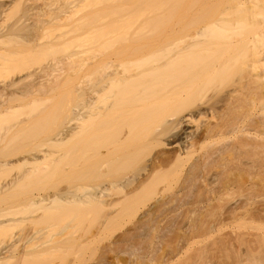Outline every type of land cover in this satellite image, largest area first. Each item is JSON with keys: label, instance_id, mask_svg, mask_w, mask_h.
I'll use <instances>...</instances> for the list:
<instances>
[{"label": "bare ground", "instance_id": "6f19581e", "mask_svg": "<svg viewBox=\"0 0 264 264\" xmlns=\"http://www.w3.org/2000/svg\"><path fill=\"white\" fill-rule=\"evenodd\" d=\"M66 1L52 10L74 14L79 4ZM188 1L180 0L179 5L178 0H105L109 7L96 18L107 17L108 28L96 32L88 28L89 36L83 38L89 37L88 48L78 43L82 49L73 53L74 115L45 143L50 148L67 146L66 151L41 148L42 143L27 157L0 160V168L28 165L0 182V203L44 181L64 160V164L74 163L79 173L72 187L33 193L20 203L0 207V235L17 224L34 227L45 219L42 213L56 206L64 210L62 220L69 225L63 221L66 227L61 226V231L65 232L55 235L58 238L50 222L40 242H28L29 236L2 240L0 264H38L45 256L43 260H52L53 254L58 257L57 252L64 255V250L71 252L74 247L75 254L81 244L92 242L118 220L132 226L120 241L110 242L116 245L108 243L111 251L105 248V252L118 246L126 256L124 264H264V206L256 204L262 198L264 205V48L256 49L264 44V8L259 7L264 2L251 0L252 8L238 7L233 18L214 17L217 11L209 0ZM53 2L58 5L57 0ZM196 3L202 5L199 13L192 10ZM181 5L191 15L177 27L183 17ZM255 6L260 9L254 11ZM35 9V20L29 25H42L45 9ZM48 10L46 14L52 12ZM254 14L263 17L261 21ZM87 18L81 17L84 24L79 18L80 26H74L76 22L73 26L86 28ZM17 24L0 35L1 45L22 31ZM38 37L26 40L31 46L28 51L42 56L56 45L54 38L43 43L44 36ZM5 53H0V74L12 76L8 84L0 85V121L10 114L17 122H1L0 144L5 131L22 128L24 123L9 113L15 112L9 102L22 97L37 108L46 95L37 102L35 94L53 90L62 77L59 62L37 67H28V62L25 67L20 59L26 58ZM36 74L37 79L30 78ZM23 80L32 84L24 85ZM41 124L43 118L31 127L25 121L27 128L14 130V137L33 136ZM52 163L54 169L49 167ZM172 212L178 214L177 223L168 217ZM73 219L79 221H75L77 227ZM92 221L94 231L80 225ZM163 225L174 230L165 231ZM140 229L145 230L141 236ZM136 235L143 236L144 246L133 241ZM49 259L43 263L49 264Z\"/></svg>", "mask_w": 264, "mask_h": 264}, {"label": "rangeland", "instance_id": "374dc122", "mask_svg": "<svg viewBox=\"0 0 264 264\" xmlns=\"http://www.w3.org/2000/svg\"><path fill=\"white\" fill-rule=\"evenodd\" d=\"M53 1H56V0H0V35L4 34L8 30H10V28L17 23H19V24H17L18 29H21L20 23H22V22L26 23V24L23 23V25H25V27H26L27 25H29V23L31 24V22H33L32 21L33 19L35 20V18H34L35 15H33V13L35 12L34 11L35 8L38 9V7H40V8L45 9V13L41 17L42 18L41 22H43V23L40 22L44 27H42V25H40L38 23L40 25V29H38L39 25L36 24V25H38V26H36L34 23H32L33 25H29L30 28L26 29L29 26H27L25 28L22 25L25 30L21 29L22 31L18 32V34H17L18 36H16V37L14 36V37H11L9 39H6L5 43L3 41L4 45H1L2 43L0 42L1 43L0 48L2 47V49L5 50V52L7 51V53H9L10 51L16 52L18 54V59L23 58V57L26 58V59H20L22 61L19 60L21 63L24 62L22 66H25V67L28 66L29 64H30V66H28V67H33V66L37 67L39 65L42 66V64L44 66H46V64H47V66H48V64L52 65L55 62H59L58 65L60 67H62V70H61L62 77H61V79H58L55 82L56 85H57V83H59V84L57 86L54 84L55 87L54 86H53L54 88L52 87L53 90H51V88H49V91L51 90L50 92L48 91L49 93L47 92V90H46V93L41 92V94H39L36 92L37 95L34 93L35 98H37V99L35 100L34 97H33V99L37 102H38V99L42 100L41 98H43V96L46 95L42 101L38 102V104L39 103H41V104H39V105L37 104V106H38V107L36 106L37 108H35V107L33 108L34 105L32 106L31 103H29L28 99L24 100V98H23V100H22V97L16 96L11 102H9L10 104H12L13 106H15L17 108V110L15 109V107L13 108V110L15 112L13 110H11L14 113H12V112H9V113L14 114V115L16 114L15 115L16 118L24 121V123L22 122L23 124H25V121H26V125L28 126V124H29V126L31 127V125H33L34 121H36L37 119L41 120L42 118H43V124H41L35 128L36 133L33 136L19 135V136L14 137L15 133L13 131L15 130V132H16L19 129L20 130L23 129V127L26 126V125L24 126L23 124L21 126L22 128L19 127V129H18L17 128L18 126H17L16 127L17 129H12V131H8L10 133H7V131L4 130L6 135L4 134L5 135L4 142L2 144H0V160H2L4 158H10V159L14 160V159L22 158L24 156L27 157L30 153H35L38 150L37 148L39 147V145L42 143H43V145L41 146V148H50V147L46 146V144H45L46 141H48L59 130H62L61 127L64 128L67 121L72 119V117L74 115V109H75V104H76V97H75V91H74L75 90V82H76L75 81L76 73H75V68H74L75 67V63H74L75 61L73 59L76 56L74 57L73 53L78 51L77 49L81 48L78 46V43H80L79 44L80 46H82L81 44L86 43L84 45L85 46L84 49L88 48L86 46H88L87 39L89 37H87L86 41H84V39L86 38V35L89 34V31H87L88 28H90L89 30H92V31L93 30L98 31V29L105 31L104 28L107 27L106 26V25H108L107 23H111V21L107 17H105L101 20L96 18V14H98V13L105 14L106 13V10L108 9L109 4L104 3L105 0H103V2L101 0H99V2L101 1L102 4H98L99 3L98 0H95L98 3H96L93 0H85L86 2L83 0H69L70 2L73 1L74 4L75 3L79 4V5H76V6H78V8H76L75 13L69 14V16L64 15L65 13L62 12L63 9L59 8L60 10H62V11L59 10L60 12H57L56 10L55 11L52 10L56 6L59 7V4H61V3L63 4L64 0H57L58 3H55V4H58V5H54ZM69 1H66V2H69ZM82 1L85 3H82ZM91 1L93 3L95 2V6L93 5V3ZM183 1L184 0H182V2ZM257 1H258V3H260L261 0H257ZM208 2H209V5L212 7V9L217 11L216 15L214 17L231 15L234 18V16H237V14L234 12L236 11V9L238 7L243 8V9L244 8L247 9L248 7L252 8L251 0H209ZM261 2H264V1L262 0ZM73 3L71 5H73ZM86 3L89 5H87ZM179 3H181L180 0H178V4ZM254 3H255V0H253V4ZM182 4H184V3H182ZM199 4L196 3L194 5V8L192 9L194 12L199 13L202 10L201 9L202 5L200 6ZM66 5H68V3ZM116 5H117V3H116ZM263 5L264 4L261 3V6H259L260 8L262 7L261 10L264 8ZM84 6H87V7L84 8ZM184 6H182V5L179 6V8H180L179 13H181L180 15H183V17L178 16L179 13L177 15L178 17L181 18L180 19L181 21H179L180 23H178V21H177L178 19H175L174 17L171 18L173 21H177L176 22V23H178L177 27H178V25L179 26L182 25L183 22H187L190 20L191 13L188 11H187V13H185L186 12L185 8H187V7H184ZM186 6H187V4H186ZM61 7L65 8L63 6H61ZM74 7H75V5H74ZM255 7L256 8L254 11H257L256 9L258 8V6H255ZM50 8H51L52 12L50 14H49V12H47V14H49V15H47L46 10H48V9L50 10ZM179 8H178V11H179ZM260 8H258V10ZM68 9L69 8H67V10ZM253 9H254V7H253ZM152 14H155V12ZM152 14H151V16H152ZM149 15L150 14H148V16ZM257 15L258 14H254L253 17L258 18V20L261 21V19L263 17L260 18L259 17L260 15H258V16ZM81 17L82 18L88 17L87 19L90 22L89 25L85 23V25H88V26H86V28H84V25L81 26L80 28L74 27L77 25L80 26L79 21H80V23L82 22L84 24V22H83L84 20L82 21ZM175 17H176V15H175ZM79 18H80V20H79ZM171 19L169 21H171ZM253 19H255V18H253ZM255 20L257 21V19H255ZM263 20H264V18H263ZM88 21H86V22L88 23ZM108 21H110V22H108ZM169 21H167V23ZM75 22H76V25H74ZM263 23L264 22H262V25H263ZM170 24H171V22H170ZM170 24H169V26H170ZM174 24H175V22H174ZM257 24H259V23H257ZM32 26H34V27H32ZM175 26H176V24L174 25V27ZM18 29L16 31H18ZM168 29L169 28L166 27V28H163L162 31H165ZM86 32H88V33L86 34ZM35 35L39 36L41 38L44 36V38H43L44 41L42 40L43 43H46V41L48 43L49 40L54 38V40L56 41V45L54 46V48L52 50L50 48L51 51L49 50V52H46V54L44 52L45 55H42V56H40V54H37L35 52L33 53L30 50L31 53L33 54L32 55L30 53V51H28V48L31 49V46L27 45L26 40L30 39L31 36L33 38L36 37ZM84 35H85V37H84ZM73 40H76V42H74ZM39 42H41V41L39 40ZM68 42L69 43L74 42V44H69ZM75 43L77 45H75ZM31 45H32V43H31ZM259 45L260 44H257V46H256L257 50L264 48V44H262L263 46H259ZM258 47H261V48L258 49ZM2 49H0V50H2ZM3 52H0V53L4 54L5 52L4 53ZM5 55H6V53H5ZM67 56H69V58L65 59ZM24 60H28V61L25 63ZM28 62H29V64H27ZM21 63H20V65H21ZM18 66H19V64H18ZM11 76H12V74H10L8 76H4V75L0 74V85L1 86H2V84L6 85V83L8 84L10 79H11ZM33 76L34 77L31 76L30 78H32V79L36 78L37 74L33 75ZM30 78L28 77V79L27 78L26 79L28 81H31ZM35 81L36 80H34L33 82H35ZM24 82H21V83L24 85H28V83H29V85L32 84L31 82H27V81H26L27 84H25ZM18 84L20 87L21 84L20 83H18ZM24 87H22V88H24ZM46 89H48V86ZM34 94H31V95L34 96ZM28 96H30V95H28ZM25 97L29 98L27 96H25ZM18 98H20V99H18ZM29 99L32 102V98H29ZM35 105H36V102H35ZM45 114H50L51 117L49 116V118H47ZM9 115L8 116L6 115L4 118H2V120L0 121V126H2V124H1L2 121H8V122L11 121V123L17 122V121H12L13 119ZM19 122H21V121H19ZM11 123H9V124H11ZM20 125H21V123H20ZM27 126H26V128H27ZM3 128L5 129L6 125H3V127L1 128L2 131H3ZM26 128H24L23 130H25ZM68 144H70V143H68ZM66 147L67 146H65V148L63 147V149L61 148L62 151H66ZM50 149L58 151V152L61 150V149H58L57 147H51ZM65 162H67V160H64L61 164H59V166H57V168L54 167L55 169L53 168L55 163H52V165L49 167H50V169L53 168L54 170L52 171V173L50 175H46V179L44 181L30 186L25 191L20 192V195L14 197L13 199L0 203V207L4 208L6 206V204H11V201L13 203L15 201H18L20 203L23 201V199L26 196L33 194V193H37V192L52 193V192L64 189L65 187L74 186L79 179V173H78L77 168L74 165V163L68 162V164H64ZM26 166H28V165L22 164V163H15L14 165H11L9 167L0 168V182H2L4 179H7V178L11 177L12 175L16 174L20 169H24ZM209 176H211V175H209ZM85 180L89 181V178L86 176ZM210 180H211V178H210ZM259 199H260V201H258V203H256V204L259 206H261V205L264 206L263 201L261 200L262 198H259ZM260 202H262V204ZM187 205L184 206V208H180V209H182V210L186 209L187 207H189V205L188 206ZM190 206L194 207L197 205H194V206L190 205ZM56 207H54L55 210H53L52 212L51 211L46 212L47 213L46 217H45L46 213L45 214L42 213L44 216L43 218H45V219H43V220L40 219V222L38 224L35 222L37 225H35V223H34V227H30V226H32L31 224L30 225L28 224L29 225L28 226L27 223H26V225L23 223L14 225L12 228H10V231L8 230L9 231L8 233L5 232L4 234L0 235V242L2 240H10L11 238H13V236L18 237V238H24V240H26L27 237L29 236L28 237L29 239H27L28 242H30V241L40 242V240L45 239L44 236L46 233H44V232H47L46 229L49 228V227L46 228L47 227L46 225L50 222L54 223V226H53L55 228V229H53L54 230L53 232L55 233L54 237H56L55 235L59 236L60 233L63 231V230L61 231V228H62L61 226L66 227L65 224H67L68 222H66L67 219L62 220L63 219L62 217L64 216V215L62 216V211H61L62 208L57 209ZM171 209H173V208H171ZM63 212H64V210H63ZM167 212H168V210H167ZM49 213H51V214H49ZM170 214L168 213V215H169L168 217L170 218V220H172L171 222L175 221V223H177L180 220V219H175V218H179L178 214L175 213L174 215H172L173 212ZM175 215H176V217H173ZM172 217L174 218V220ZM73 220H74V222L78 221L77 219L76 220L73 219ZM168 220L169 219H167L166 221H168ZM63 221H65V224H64L65 226L63 225ZM131 221H134V218L131 219ZM74 222L70 221V223L73 224V226L76 225V227H77L78 226V224H76L77 222H75V225H74ZM171 222H170V224H171ZM175 223L172 224L173 227H174ZM81 224L83 225V227L85 229H88V231H94L95 230V222H93V221L91 222V224L89 222L88 223H80V225ZM131 224L129 222H127L126 220L115 221V223H113L105 231H102L97 237H95V239H93L92 242H86L87 244H85V245L81 244V246H80L81 248L79 247V249L77 250V253H76V251H75V254L72 253V251H74V248H75V247L74 248L72 247L73 249L70 248L71 252H69L68 251L69 249H67V252H69L68 254L65 250H64V255L62 253L57 252L58 255L61 254V255H59L60 257L59 256L58 257L61 259L62 255H63L64 259H62L61 261H64V264H71V263L72 264H124L125 260L123 262V259H125L126 256L123 257L124 253L123 252L121 253V251L119 249H117L118 246L114 247L115 249H117L116 251L113 248V246H112V249H114V250H112V252H108V251L105 252V250L108 249L111 251V249H109V248H111L109 246V244H111L112 242L115 243L114 241H116V243L118 241H120L122 238L120 239L119 237H122L125 230L131 228V227H129V226H132ZM163 224H166V222ZM167 224L170 226L169 221L167 222ZM68 225H69V223H68ZM168 225H166V226H168ZM48 226H51V225H48ZM161 226H162V224H161ZM163 226H165V225H163ZM166 226H165V231L166 230L170 231L173 228L171 226L170 227L171 229L170 228L168 229L169 226L168 227H166ZM67 228H69V227H67ZM39 229H40V231H39ZM143 229H142L143 232L140 229V233H142V234H140L139 236L144 234L145 230H143ZM65 230H66V228H65ZM172 230H174V228ZM165 231H162L161 233H159L161 235V237H163L162 235H165L164 234ZM169 231H167V234L169 233ZM63 232H65V231H63ZM136 232L138 233L139 229ZM8 234H10V235H8ZM137 235L135 237L136 239L134 238L133 241H136L135 243L140 244L141 242H143L144 238L142 236L141 238H143V239H141ZM161 237H160V240H161ZM56 238H58V237H56ZM137 238H140V239H137ZM54 240H55V238H54ZM156 241H159V240L156 239ZM50 242H52V241H50ZM121 242H120V244H121ZM142 244L143 243H141L140 245H142ZM106 245H108L107 247H109V248H107ZM111 245H116V244H111ZM118 245H119V243H118ZM144 245L145 244H143L142 246H144ZM103 246H105V247H103ZM119 247H121V249H122L123 246H119ZM105 248H107V249H105ZM103 249H104V251H103ZM113 251H115V252H113ZM65 252H66V254H65ZM103 252H105V254ZM53 256L56 257L57 254L56 255L53 254ZM45 257L44 258L41 257L42 259L39 258L40 260H42V262H41L42 264H44L43 261L47 262L46 260L51 258V257H49L48 259L46 258V260H43V259H45ZM55 257L52 260L49 259L51 261H50V263L49 262L48 263L53 264L52 261H56V263H58L59 258L56 257V259H57L56 260ZM39 261H38V264H39ZM61 261H59L60 264L61 263L63 264V262H61ZM54 264H55V262H54Z\"/></svg>", "mask_w": 264, "mask_h": 264}]
</instances>
